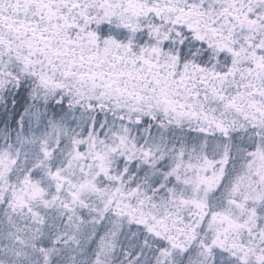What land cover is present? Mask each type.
I'll return each instance as SVG.
<instances>
[{
	"label": "snow or ice",
	"instance_id": "obj_1",
	"mask_svg": "<svg viewBox=\"0 0 264 264\" xmlns=\"http://www.w3.org/2000/svg\"><path fill=\"white\" fill-rule=\"evenodd\" d=\"M0 264H264V0H0Z\"/></svg>",
	"mask_w": 264,
	"mask_h": 264
}]
</instances>
